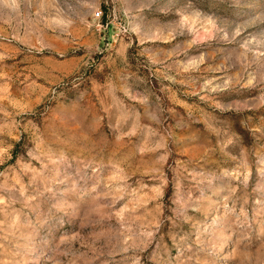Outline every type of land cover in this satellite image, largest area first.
<instances>
[{"label":"rangeland","instance_id":"rangeland-1","mask_svg":"<svg viewBox=\"0 0 264 264\" xmlns=\"http://www.w3.org/2000/svg\"><path fill=\"white\" fill-rule=\"evenodd\" d=\"M0 264H264V0H0Z\"/></svg>","mask_w":264,"mask_h":264}]
</instances>
